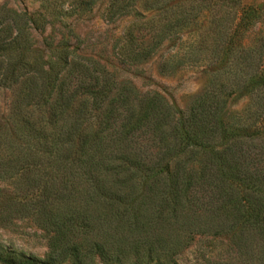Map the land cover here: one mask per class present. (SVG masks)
<instances>
[{
  "label": "trees",
  "instance_id": "1",
  "mask_svg": "<svg viewBox=\"0 0 264 264\" xmlns=\"http://www.w3.org/2000/svg\"><path fill=\"white\" fill-rule=\"evenodd\" d=\"M103 1L101 20H130L113 42L117 65L172 44L161 73L211 68L186 109L70 49L66 20ZM47 29L38 50L31 36ZM0 86L16 91L0 122V182L11 187L0 223L30 219L46 240L43 259L0 253L1 264H177L194 243L201 264H264V0L2 9Z\"/></svg>",
  "mask_w": 264,
  "mask_h": 264
},
{
  "label": "rangeland",
  "instance_id": "2",
  "mask_svg": "<svg viewBox=\"0 0 264 264\" xmlns=\"http://www.w3.org/2000/svg\"><path fill=\"white\" fill-rule=\"evenodd\" d=\"M40 0H0V12L2 9H10L16 12L34 11ZM104 8V1L79 18L67 19L76 42L71 40L70 49L75 54L92 56L104 64L118 80L126 79L141 93L158 92L176 110H184L190 104L192 98L200 92L205 84V78L211 68L206 64L195 63L181 66L174 73H161V63L173 58L176 47L172 44L164 45L146 63L139 66L122 67L117 65L113 55V42L121 35L122 30L130 21L129 19L117 20L108 23L100 19ZM55 44L58 39L56 31ZM49 30L43 33H33V46L38 50H44L43 44L49 42L47 38ZM188 40L182 39L181 53L186 49ZM171 56V57H170ZM16 91L12 87L0 86V122H4L8 114ZM245 104V99H235L230 102L228 109L239 112ZM6 182H0V208L3 207L5 197L10 190ZM46 240L43 233L27 218H18L9 223H0V253L8 256H31L43 259L46 254ZM177 264H201L199 243L191 245L188 249L177 256ZM1 264V263H0Z\"/></svg>",
  "mask_w": 264,
  "mask_h": 264
}]
</instances>
